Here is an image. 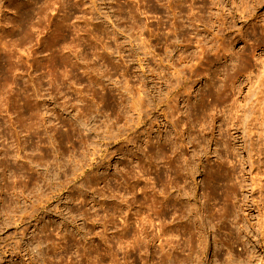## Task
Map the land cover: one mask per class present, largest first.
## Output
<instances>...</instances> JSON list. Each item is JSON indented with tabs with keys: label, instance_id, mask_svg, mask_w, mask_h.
I'll return each instance as SVG.
<instances>
[{
	"label": "rangeland",
	"instance_id": "rangeland-1",
	"mask_svg": "<svg viewBox=\"0 0 264 264\" xmlns=\"http://www.w3.org/2000/svg\"><path fill=\"white\" fill-rule=\"evenodd\" d=\"M252 2L0 0V264H225L230 232L247 242L242 264H264V149L248 127L263 77L243 92L236 139L217 137L234 181L209 189L206 255L196 247L215 160L206 145L203 172L197 106L214 83L228 116Z\"/></svg>",
	"mask_w": 264,
	"mask_h": 264
},
{
	"label": "bare ground",
	"instance_id": "bare-ground-1",
	"mask_svg": "<svg viewBox=\"0 0 264 264\" xmlns=\"http://www.w3.org/2000/svg\"><path fill=\"white\" fill-rule=\"evenodd\" d=\"M251 1V0H250ZM248 3H249V1H248ZM247 3V4H248ZM246 4V5H247ZM250 4H251V2H250ZM249 5V4H248ZM247 5V6H248ZM251 7V9H252V11H249V14L247 15L248 17H250V18H252L253 19V21H256V20H258V21H256V22H254V23H252V24H250L249 25V23H247L246 25L248 26V28H247V31H246V34L244 35V37L246 36V35H248V31L250 30L251 31V35H252V37H253V42H249L250 44H248V40L249 39H247V40H244V47H242V49H241V51L240 52H237V51H235V52H237V53H235V52H233V53H235V56L233 55V57H230V56H232V54L230 55V56H228V57H230L231 59V61H233V60H235V62H238V61H241V62H239L241 65H242V60L243 61H245V63L246 64H244V66H246L247 64L249 65V67H244V68H241V70L239 71L238 70V68H237V70H236V68H235V70H234V73H235V75H234V78H232L233 79V82H232V84L230 83V87H229V95H228V98H230L231 99V106H230V108H228L229 109V113H228V116L226 117V119L225 118H223L224 120H223V123H222V125H220V119H221V117H219L218 116V114H216V110H217V107H218V105H217V103H218V100H220V99H217V96L219 97V94H220V92H223L222 91V88H220V87H222V86H220V85H216V84H214L213 83V85H211L210 86V84L208 85V87H206V85H204V90L202 91V93H201V96H200V99H199V103H198V106H197V125H198V128H199V136H198V141H199V147H200V153L202 154L201 155V158H200V165H201V169H203V172L205 171V169H207V167L205 168V166L203 165V160L205 159L206 161H207V163H208V160L210 159V157H209V155H210V152H207L206 151V149H205V146L207 145V147L208 146H211V145H213L215 148H214V150L211 152V154H213V159H215L214 160V165H211L210 166V170L208 169V173H210V177H209V182H208V184L210 183V186L208 185V184H206V180H205V178H204V180H203V185H202V199H204L205 201L203 202V205H201V207H200V218H198V226H197V229H198V239H197V254L200 256V257H204L205 255H206V251H207V248H208V234H207V232H206V228H207V226H210V222L209 223H207L206 222V218H205V215L208 213V211H209V206L207 205V200H206V198L208 197V191H209V189H211L213 192H217L218 190H220V189H224V188H226V187H228L229 185H230V182L231 181H234L232 178V180L231 179H227L228 177H226L225 175H224V169L222 170L221 169V165L219 164V161L218 160H220V151L218 150V149H222V148H219L218 146V144H220L219 142H221L220 140H218L219 138L221 139H223V140H225L226 138H228L229 137V139L230 138H232V140L234 139H236V138H234V136H232L231 134H230V130L232 129V130H235L236 132H238L239 131V128H238V124H239V122L241 121L240 120V116H238V113H239V108L241 109V111H242V109H244L243 108V105L241 104L242 102L240 101L241 100V98H243L242 97V95H244L243 94V92H244V90L245 89H247V91L249 92V93H246V96H244V99H243V101L245 100L246 101V99L247 98H249L250 96V92L251 91H253V79H258V78H262L263 77V79H264V72H262V71H264V70H262V71H259V55H256L257 53V51H261V53H264V13H262V14H260V15H258L259 13H260V11L264 8V0H253V2H252V5L250 6ZM234 9V8H233ZM235 10H237V8H235ZM233 12V11H232ZM247 12V11H246ZM234 13V12H233ZM236 13H238V11L236 12ZM235 14V13H234ZM233 14V15H234ZM234 17H235V15H234ZM234 17H232V18H234ZM235 19V18H234ZM246 19V18H245ZM244 19V20H245ZM248 19V18H247ZM246 19V20H247ZM231 21V20H230ZM248 21V20H247ZM244 22V21H243ZM258 22H260L261 24H259ZM233 25V24H232ZM231 27V26H230ZM233 27V26H232ZM237 27V26H236ZM235 28V27H234ZM233 28V29H234ZM238 28V27H237ZM236 28V29H237ZM240 28V27H239ZM229 31V30H228ZM239 33V32H238ZM218 35H221V34H218ZM236 36V35H235ZM242 36V35H241ZM238 38V37H237ZM221 39V38H220ZM219 40V39H218ZM236 40V39H235ZM238 41V40H237ZM250 41V40H249ZM234 42V41H233ZM252 43V44H251ZM243 44V43H242ZM203 45V44H202ZM220 47V46H219ZM206 47H205V45L200 49L201 51V54H200V56L202 55V57L204 56V55H206L207 54V52H206V49H205ZM217 52V51H216ZM218 53V52H217ZM217 56H219V53L217 54ZM258 56V57H257ZM205 57V56H204ZM203 57V58H204ZM225 57V56H224ZM257 57V58H256ZM201 58V57H200ZM220 58H221V56H220ZM227 58V57H226ZM262 58V57H261ZM260 58V59H261ZM205 59V58H204ZM202 64V63H201ZM234 66H236L237 67V64L236 65H234ZM262 66V65H261ZM202 67H204L203 65H202ZM239 67H241V66H239ZM243 67V66H242ZM263 67H264V64H263ZM262 67V68H263ZM234 68V67H233ZM246 68V69H245ZM251 68H253V70L251 69ZM261 68V67H260ZM206 69V68H205ZM245 69V70H244ZM243 70H244V72H246V71H248V70H252L253 72H250V71H248V72H250L251 74H247L248 76H245L246 74H244V75H242V73L241 72H243ZM204 72V71H203ZM201 74H202V72H201ZM200 74V75H201ZM201 76H205L204 74L203 75H201ZM231 78V77H230ZM210 86V87H209ZM220 86V87H219ZM206 88H208V90L206 89ZM226 89H227V87H226ZM264 90V89H263ZM228 91V90H227ZM223 93H225V92H223ZM227 94V93H226ZM221 95V94H220ZM223 96V95H222ZM221 97V96H220ZM222 98H224V97H222ZM166 99V98H165ZM227 98L225 97L224 98V100H226ZM163 100H164V98H163ZM224 100H223V103H224ZM229 100V99H228ZM177 101V100H176ZM257 101V100H256ZM226 102H228V101H226ZM225 102V103H226ZM221 104V103H220ZM230 104H228V105H230ZM160 105V104H159ZM159 105H157V106H159ZM242 105V106H241ZM220 106V105H219ZM256 106H261L259 109H258V113H257V111H256V113H255V110H254V108L252 107V109H251V116H255V115H257L258 114V116H255V117H252V119H251V121L249 122V124H248V127H249V125H251L252 127H253V129H255V131L258 133V146L261 148V149H264V94L261 96V98H260V100L258 101V103H257V105ZM173 107H175V106H173ZM172 107V108H173ZM224 107H229V106H224ZM173 111H176V109L175 110H173L172 109V111H171V108H170V106H168V105H166V108H164V110H163V112L161 113L162 114V116L164 117V120H167V123L169 124V121H168V118H170V117H172L173 119H174V117H176L175 116V114L177 113H173ZM244 111V110H243ZM222 114H224V112L222 113ZM221 114V115H222ZM226 114H227V112H226ZM173 115H174V117H173ZM225 116V115H224ZM223 117V116H222ZM172 118H170L169 120L171 121V119ZM175 120H176V118H175ZM177 120H179V119H177ZM180 121V120H179ZM219 121V122H218ZM217 122L219 123V125L220 126H217ZM170 123H172V122H170ZM176 123L175 122H173V124L172 125H175ZM165 125H166V123H165ZM170 125V124H169ZM177 125H179L178 124V122H177ZM240 125H241V122H240ZM171 126V125H170ZM170 128H172V126L170 127ZM174 130H175V128H174ZM234 131V132H235ZM234 134V133H233ZM238 134V133H237ZM217 135V136H216ZM217 137H218V139H217ZM228 140V139H227ZM226 140V141H227ZM231 140V139H230ZM225 141V142H226ZM225 142H223V144L225 143ZM227 143V142H226ZM222 144V143H221ZM225 145V144H224ZM226 147H227V145H225ZM229 146V145H228ZM207 150H208V148H207ZM211 150V149H210ZM227 151V150H226ZM229 151V150H228ZM156 153V152H155ZM225 153V152H224ZM223 154V153H222ZM224 155V154H223ZM222 155V156H223ZM227 155V154H226ZM228 155H229V153H228ZM198 156H200V154L198 155ZM211 156V155H210ZM199 158V157H198ZM222 158V157H221ZM226 158V157H225ZM228 159V158H227ZM221 161H223V160H221ZM226 161V160H225ZM210 163V162H209ZM221 163H223V162H221ZM234 169V168H233ZM210 171V172H209ZM226 171V170H225ZM229 171H231V173H230V175H232V173H234V172H232V170H229ZM199 173V172H198ZM202 173V172H201ZM205 173H206V171H205ZM205 173H204V175H205ZM207 173V174H208ZM227 173V172H226ZM230 175H228V176H230ZM206 176V175H205ZM235 176V175H234ZM234 176H233V178H234ZM207 179V178H206ZM231 180V181H230ZM230 181V182H229ZM227 183V184H226ZM229 183V184H228ZM234 183V182H233ZM233 183H231V184H233ZM228 185V186H227ZM253 185H255L254 183H253ZM232 186H235L234 184L232 185ZM83 187H85L84 186V184H83ZM210 187V188H209ZM239 187V186H238ZM241 187V186H240ZM255 187H258V184H256L255 186H252V189L253 188H255ZM228 188H226V190H227ZM221 190V191H222ZM229 190V189H228ZM227 190V191H228ZM212 192V193H213ZM223 192V191H222ZM224 192H225V189H224ZM230 192V191H229ZM235 192V191H234ZM214 195H216V194H218V193H213ZM225 194V193H224ZM229 195H230V193H228ZM226 195H227V193H226ZM225 195V196H226ZM214 200H216V198H214ZM167 204V203H166ZM167 206V205H166ZM213 213V212H212ZM124 222H126V221H124ZM125 224V223H124ZM127 225V224H126ZM129 225V224H128ZM128 227V226H127ZM127 227H126V229H127ZM129 228V227H128ZM261 228H262V231H263V239H264V213H263V216H262V218H261ZM124 229H125V226H124ZM157 229V228H156ZM160 230V229H159ZM158 233H159V231H158ZM160 233H162V231L160 232ZM159 233V234H160ZM162 235H163V233H162ZM166 236V235H165ZM159 237H160V235H159ZM159 237H157V239L159 238ZM146 238V237H145ZM145 238H144V240H145ZM159 239H161V238H159ZM236 239V240H235ZM238 239H240V232H238L237 233V236L236 237H234V234L232 233V232H230L229 233V236H228V240L227 241H229L230 242V247H227L228 248V255L231 257V259H229V261H227V263H225V264H242V262L244 263L245 262V260H246V257H243V255L245 256L246 255V252H247V250H244V249H246V245H247V242H245V241H237ZM143 240V241H144ZM235 240V241H234ZM141 241H142V239H141ZM237 241V242H236ZM166 242H167V240H166ZM214 243L216 244L217 243V241H216V239H214ZM167 244H169V243H167ZM235 244H238V245H240V246H242V250L240 251V252H238V254H236V255H240V256H238V258H239V261H234L232 258H233V256H234V252H235V249H233V245H235ZM21 247V246H20ZM162 248H163V245H162ZM263 249H264V244H263ZM263 254H264V251H263ZM245 263H247V261L245 262Z\"/></svg>",
	"mask_w": 264,
	"mask_h": 264
}]
</instances>
